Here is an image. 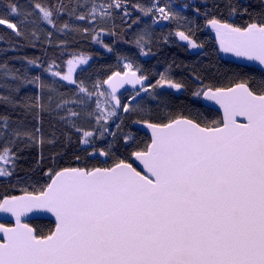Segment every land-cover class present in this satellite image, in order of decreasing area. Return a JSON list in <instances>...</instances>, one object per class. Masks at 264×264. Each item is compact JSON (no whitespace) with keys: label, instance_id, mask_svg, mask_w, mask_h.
<instances>
[{"label":"snow or ice","instance_id":"6c2138e0","mask_svg":"<svg viewBox=\"0 0 264 264\" xmlns=\"http://www.w3.org/2000/svg\"><path fill=\"white\" fill-rule=\"evenodd\" d=\"M122 4L123 0H112L107 6L101 5L100 18H109L110 10L121 8ZM227 6L230 16L236 15L237 8L231 0ZM34 7L43 20L53 26L54 12L59 14L64 10L63 5L50 9L36 3ZM134 7L145 16L152 15L154 22L180 18L167 4ZM249 7L242 9V14L249 18L243 25L215 15L207 18V25L215 31L222 52L256 61L264 67V0H259V12H250ZM8 9L11 14H18L16 4L9 3ZM97 12V7L93 6L87 16L81 14L76 18L95 20ZM124 15L129 13L125 11ZM0 25L11 29L16 36L22 35L8 14L0 15ZM69 28L70 25L64 23L61 30ZM83 31L88 32V29ZM48 35L50 37L51 33ZM176 35L187 41L190 48L203 47L183 31ZM135 43L146 55L145 35H140ZM104 47L112 51L108 45ZM74 61L87 63L84 57H75L67 61L70 66L67 73L51 71L52 64L45 71L76 84L71 76ZM27 62L36 64L35 60ZM124 68L128 71L113 72L94 85L96 111L85 115L95 116L96 123L103 129L101 137L107 128L101 124L104 113L99 97H105L104 103L112 109L108 117L117 115V107H122L124 112L143 111L139 105L135 108L130 105L140 92H148V88L143 87L148 77L137 75L138 68L132 71L131 63H125ZM39 81L37 76L27 82ZM124 84H141L142 87L129 103L121 105L115 93ZM165 84L176 90L184 88L182 83L164 74H160L151 88ZM104 85L111 91H100ZM39 87L45 85L40 83ZM78 88L89 98L94 95L82 81ZM192 95L214 101L223 110V118L201 122L199 118L180 113L169 114L159 122L136 120L135 123L151 130V139L142 148L132 150L127 158L115 157L104 149L94 150L91 154L98 151L100 156L113 155L111 166L49 169L46 173L49 182L42 187L33 192L23 189L21 196L0 198V213L15 218L14 226L0 223V264H264V79L255 86L250 78L226 87L205 86ZM8 99L3 97L6 102ZM113 100L115 105H111ZM68 103L64 100L57 108ZM23 106L44 108L39 96L35 103ZM68 112L72 118L81 115L71 109ZM237 117L243 120L238 121ZM0 122L4 129L8 128L7 117ZM76 130L82 131L83 137L96 134ZM35 133H40L39 127ZM12 136L13 145L18 139L26 140V146L45 143L42 136L28 131L13 130ZM123 139L128 145L132 137ZM80 142L87 144L89 140L82 138ZM17 158L8 143L0 148V160L12 164L11 169L0 168V177L13 175ZM135 161H139L145 171L137 170ZM40 211L55 217L54 227L44 231L23 220L27 214Z\"/></svg>","mask_w":264,"mask_h":264},{"label":"trees","instance_id":"16d2710c","mask_svg":"<svg viewBox=\"0 0 264 264\" xmlns=\"http://www.w3.org/2000/svg\"><path fill=\"white\" fill-rule=\"evenodd\" d=\"M9 3L16 4L18 14L9 12ZM36 3L50 9L64 6L61 13L54 12L51 17L55 26L43 20L42 14L34 7ZM109 3H112V0H0V15L8 14V18L16 23L22 32L21 36H16L11 29L0 25V120L4 117L8 120L7 129H4L0 122V148L8 143L18 157L14 161L13 175L0 178V198L4 195H22L23 189L33 192L42 187L49 182L46 175L49 169L108 167L111 166L114 156L127 158L132 150L142 148L150 142L146 134L134 128L136 120L159 122L169 114L180 113L199 118L201 122L222 119L219 113L203 107L201 97H194L192 93L205 86L226 87L233 82L249 78L255 86L264 79V74L257 69L220 60L210 34L205 32L207 18L212 15L230 23L243 25L249 18L242 14V9L250 6V12H259V0H231V4L237 8L236 15L231 16L227 6L229 0H164V4L170 5L180 17L173 19L164 29L154 26L152 15L145 16L134 7H149L154 0H123L120 11L111 9V16L101 19L99 8ZM93 6L98 9L95 20L89 18L81 21L76 18L81 14L87 16ZM197 9L200 11L197 12ZM125 11L129 13L128 16L124 15ZM69 12L73 14L69 15ZM205 13H208V16ZM64 23H68L70 28L61 30ZM85 28L88 32L83 31ZM179 31L185 32L197 44H202L203 53H192L189 48L182 46L176 35ZM140 35H145L147 41L144 45L146 55L141 53V48L135 43ZM104 45L111 47L112 51L109 52ZM75 56L92 58L89 64L79 69L72 77L76 84L45 71L52 64L51 71L66 73L67 61ZM28 60H35L36 64H29ZM125 63L133 65L132 71L138 68L139 75L148 77V92L130 105L133 108L139 105L143 111L122 112L117 116L108 117L102 109L105 97H99L104 113L101 124L107 128V132L101 137L100 132L103 129L96 123L95 116L85 115L86 112L96 111L97 89L94 85L97 81L107 79L113 72L128 71L124 68ZM160 74L182 83L184 88L181 93L177 94L176 89L166 84L152 89L151 85L160 79ZM37 76L40 77L39 82H27ZM195 79L201 81L203 86L197 85ZM81 81L89 92L94 93L92 97L79 92L78 84ZM40 83L45 87L40 88ZM100 91H106L105 87ZM135 95L136 93L126 92L119 99L126 104ZM37 96L44 106L43 110L23 106L35 103ZM3 97H8V101H4ZM64 100L69 103L57 108V104ZM80 100L85 102L74 103ZM69 109L80 112V117H70ZM96 114L99 115L98 112ZM37 127L40 128L38 134L35 133ZM77 128L96 134L93 137H83L82 131H77ZM13 130L42 136L45 143L42 146H26V140L18 139L13 145ZM112 133H115V136ZM129 135L132 140L125 145L123 138ZM82 138L89 140V147L80 142ZM99 149L114 154L108 156L109 161L105 165L91 158L90 154ZM77 156L80 157L79 160L76 159ZM4 167L11 169L12 164L6 163ZM29 224L43 228L44 231L54 227V223L47 220L32 221Z\"/></svg>","mask_w":264,"mask_h":264},{"label":"water","instance_id":"95a60500","mask_svg":"<svg viewBox=\"0 0 264 264\" xmlns=\"http://www.w3.org/2000/svg\"><path fill=\"white\" fill-rule=\"evenodd\" d=\"M205 32L206 33H210L212 36V39L215 42L216 45V49L219 52L220 58L229 64H233V65H237V66H242V67H248V68H254L259 70L260 72H262L264 74V67H262L258 62L256 61H249L247 58L244 57H237L235 54L233 53H225L222 52L220 50V46L217 43L216 40V33L215 31L206 24L205 27ZM178 41L179 43L184 46V47H189L188 46V42L187 41H183L178 37ZM192 53H199L201 54L203 52L202 48H192L191 49ZM126 72V71H125ZM137 75H139L137 73ZM196 83L199 86H202V82L198 81L197 79H195ZM148 80L143 82V87H148ZM105 90L106 91H111V89L107 86L104 85ZM142 85L141 84H136V85H132V84H124L123 87L118 88L117 92L115 93V95L118 97L119 95L123 94L124 92H138L140 91ZM181 90H176V92L179 94ZM201 104L203 107L213 110L217 113H219L221 115V117L223 118V110L220 108V106L218 104H216L214 101L211 100H207L204 97L201 98ZM238 121H242L243 118L242 117H237ZM135 129L141 131L142 133L146 134L150 139H151V130L148 129L145 125L143 124H135ZM91 158L95 159V160H99V162L102 165H105L108 161L109 158L108 157H104V156H100L98 152H95V154H91ZM134 166L137 168V170L143 172L145 171L143 168V165L139 162V161H135L134 162ZM24 195V194H22ZM21 196V195H18ZM23 220L27 223H30L32 221H38V220H47V221H51L55 224V217L52 216V214L47 213V212H33V213H29L27 214V216H25L23 218ZM0 223H4L7 226H14L15 225V218L11 216V214H7V213H0Z\"/></svg>","mask_w":264,"mask_h":264},{"label":"rangeland","instance_id":"374dc122","mask_svg":"<svg viewBox=\"0 0 264 264\" xmlns=\"http://www.w3.org/2000/svg\"><path fill=\"white\" fill-rule=\"evenodd\" d=\"M75 57H84V58L87 60V63L80 64V63H76V62L74 61V64L72 65V67H73V69H74L73 72L71 73V76H72V77L74 76V74H75L79 69H81V68H83L84 66H86L87 64H89V62L92 60V58L89 57V56H75ZM75 57L70 58V59H74ZM69 67H70V66L66 63V73L68 72V68H69ZM144 93H145V92H140V95L137 96L136 99H135L134 101H131V103H134V102L137 101L139 98H141V97L143 96ZM104 100H105V98H104ZM104 100L102 101V109H104V111H105L106 114H107L108 111H111L112 109H111V107H110L108 104H105V103H104ZM130 100H131V99H129L128 102H130ZM120 102H121V105H122V104H123L122 100H120ZM111 105H115V101H114V100L111 101ZM116 112H117V115H119L120 113H122V112H124V111H123L122 107H117V108H116ZM117 115H116V116H117ZM84 146H85V147H89L88 143H87V144H84ZM5 165H6V163H5L3 160H0V168L4 167ZM103 167H106V166H103ZM0 178H2V177H0Z\"/></svg>","mask_w":264,"mask_h":264},{"label":"built area","instance_id":"2783aa9c","mask_svg":"<svg viewBox=\"0 0 264 264\" xmlns=\"http://www.w3.org/2000/svg\"><path fill=\"white\" fill-rule=\"evenodd\" d=\"M161 1L162 0H155V3H157L158 4V6H162L161 5ZM155 15H159L158 13H154ZM154 22V21H153ZM171 22V19H169V20H163V19H161V20H159V22H154V25L155 26H157V27H160V28H163V27H165L167 24H169Z\"/></svg>","mask_w":264,"mask_h":264},{"label":"flooded vegetation","instance_id":"af4514ba","mask_svg":"<svg viewBox=\"0 0 264 264\" xmlns=\"http://www.w3.org/2000/svg\"><path fill=\"white\" fill-rule=\"evenodd\" d=\"M190 49H191V48H190ZM198 81H199V80H198ZM195 82H196V81H195ZM196 84H197V83H196ZM197 85H198V84H197ZM202 86H203V85H202ZM175 92H176V91H175ZM176 93H177V92H176ZM180 93H181V91H180ZM180 93H179V94H180ZM177 94H178V93H177Z\"/></svg>","mask_w":264,"mask_h":264}]
</instances>
